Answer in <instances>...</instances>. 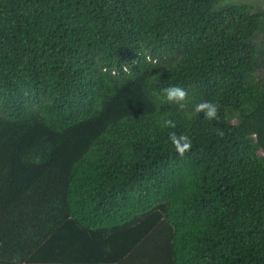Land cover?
I'll return each instance as SVG.
<instances>
[{
    "label": "trees",
    "instance_id": "1",
    "mask_svg": "<svg viewBox=\"0 0 264 264\" xmlns=\"http://www.w3.org/2000/svg\"><path fill=\"white\" fill-rule=\"evenodd\" d=\"M263 70L264 0H0V264H264Z\"/></svg>",
    "mask_w": 264,
    "mask_h": 264
},
{
    "label": "clouds",
    "instance_id": "2",
    "mask_svg": "<svg viewBox=\"0 0 264 264\" xmlns=\"http://www.w3.org/2000/svg\"><path fill=\"white\" fill-rule=\"evenodd\" d=\"M168 100L183 101L186 96V90L179 85H171L162 89ZM181 107L184 105L181 103ZM194 110L196 112L203 111L204 114L213 118L217 116V104L211 100H201L194 105ZM173 122L171 119L165 117L162 121L163 125H171ZM170 139L176 145L179 151L183 152L190 146V140L186 135H177L175 132L169 133Z\"/></svg>",
    "mask_w": 264,
    "mask_h": 264
},
{
    "label": "rangeland",
    "instance_id": "3",
    "mask_svg": "<svg viewBox=\"0 0 264 264\" xmlns=\"http://www.w3.org/2000/svg\"><path fill=\"white\" fill-rule=\"evenodd\" d=\"M248 1H253V2H256V1H261V0H248ZM262 74L264 75V70L262 71Z\"/></svg>",
    "mask_w": 264,
    "mask_h": 264
}]
</instances>
